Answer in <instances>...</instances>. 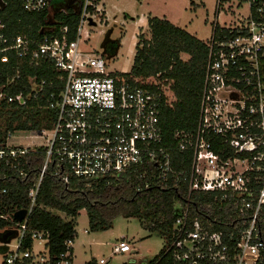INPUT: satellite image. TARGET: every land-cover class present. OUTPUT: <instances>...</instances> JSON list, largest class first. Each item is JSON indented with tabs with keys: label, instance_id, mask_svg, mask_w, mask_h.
Returning <instances> with one entry per match:
<instances>
[{
	"label": "built area",
	"instance_id": "1",
	"mask_svg": "<svg viewBox=\"0 0 264 264\" xmlns=\"http://www.w3.org/2000/svg\"><path fill=\"white\" fill-rule=\"evenodd\" d=\"M19 1L25 12L53 9V16L51 21L47 16L41 39H7L1 33L0 62L7 64L13 54L17 64L51 66L56 77L49 82L28 77L27 94L10 95L0 86V103L26 107L43 94L53 123L31 135L44 143L23 148L0 144V172L9 166L21 179L26 173L16 163L22 156L44 154L37 183L28 192L30 206L18 226L9 229L15 243L6 244L1 264H51L47 231H32L31 248H24L23 241L39 184L53 163L54 174L66 185L71 177L103 185L133 177L137 191L175 194L170 238H164L157 255L139 258L128 241L119 239L108 260L96 264H111L109 259L124 254L129 258L122 264H264L259 227L264 211V0H216L196 126L173 135L174 150L188 154L178 159V168L172 148L163 146L164 90L113 76L101 55L80 47L85 25L96 23L97 0ZM6 5L0 0V10ZM69 12L79 16L71 41L67 27L56 33L54 18ZM219 15L226 22L219 24ZM15 69L18 75L19 67ZM46 84L51 90L44 94ZM35 242L43 251H35ZM65 246L56 264H72L73 240Z\"/></svg>",
	"mask_w": 264,
	"mask_h": 264
},
{
	"label": "trees",
	"instance_id": "2",
	"mask_svg": "<svg viewBox=\"0 0 264 264\" xmlns=\"http://www.w3.org/2000/svg\"><path fill=\"white\" fill-rule=\"evenodd\" d=\"M6 1V7L0 10V23L5 26L0 30V34L3 33L7 39L16 35L41 39V28L49 25L48 11L28 13L21 8L19 0ZM54 18L59 23L55 27L56 33L60 35L59 28L67 27L68 40H74L79 16L69 12L67 15L55 14ZM148 24L151 32L150 43L144 42L140 48L136 47L131 71L120 75L131 84L153 91L162 88L157 83L148 85L143 84L141 80H134L158 76L157 79L163 82L172 81L171 91L175 101L170 104L167 98L163 97L160 124L163 146L172 148L173 164L178 168V159H185L188 154L174 150L173 135L175 132H191L196 126L207 57L206 43L164 19L153 17L148 20ZM180 53L189 55V60L181 61ZM15 67H19L18 75ZM33 76L37 81H54L56 71L47 65L34 68L24 63L17 64L13 54L9 55L7 64L0 62V86H4L3 91L7 94H27L30 91L28 77ZM11 80L13 82L8 83ZM50 90L46 84L44 94ZM44 106L43 94L30 100L26 107L1 102L0 118L3 119V127L0 126V144H4L7 132L49 129L53 123V114ZM43 161L42 152L23 155L16 163L18 168L26 173L23 179L14 174L11 167L3 165V172H0V216L3 217H0V231L9 232V229L18 226L19 222L14 220L13 215L19 210L29 208L28 192L37 183ZM2 190L5 192L2 193ZM174 196L171 190L152 188L137 191L133 177L122 178L116 185L97 184L84 178L71 177L66 185L54 174L53 163L39 184L35 203L26 222L23 246L31 248L32 231H47L49 241L46 246L50 263L56 264L59 255L66 250V241H74L76 218L81 210L86 211L90 232L111 229L117 217L136 218L141 220L149 231L157 232L169 240L174 220ZM53 211L65 214L69 220H62L52 213ZM259 227L264 242V211L259 218Z\"/></svg>",
	"mask_w": 264,
	"mask_h": 264
},
{
	"label": "rangeland",
	"instance_id": "3",
	"mask_svg": "<svg viewBox=\"0 0 264 264\" xmlns=\"http://www.w3.org/2000/svg\"><path fill=\"white\" fill-rule=\"evenodd\" d=\"M56 1V0H55ZM216 0H97L99 11L96 12V23L85 25L81 34L80 47L84 51L101 55L106 63V71L113 76L121 77L131 71L136 47L144 42L150 43L151 32L148 20L153 17L164 19L172 25L181 28L200 41L207 42L211 35L214 21ZM55 3V2H54ZM53 9L48 12L49 20ZM219 24L226 22L224 15H219ZM113 47L112 49H109ZM181 61L187 62L189 55L180 53ZM121 74V75H120ZM156 77L136 79L143 84L157 83L164 90L168 103L175 101L171 91L172 81L163 82ZM25 118V116L23 117ZM15 124V123H14ZM3 127V119L0 118ZM33 130H15L6 133L5 147L23 148L44 143L31 136ZM52 213L67 221L69 217L58 211ZM74 254L72 264H94L99 259H107L119 239L128 241L136 251L137 257L151 259L159 253L164 238L157 232L149 231L141 220L136 218L117 217L112 228L107 231L90 232L85 210L79 212L76 219ZM2 233L0 231V264L3 260ZM15 234L11 235L10 245L15 243ZM6 246V244H4ZM7 248V247H6ZM35 251H43V247L34 243ZM129 254L115 255L109 261L111 264H122Z\"/></svg>",
	"mask_w": 264,
	"mask_h": 264
},
{
	"label": "water",
	"instance_id": "4",
	"mask_svg": "<svg viewBox=\"0 0 264 264\" xmlns=\"http://www.w3.org/2000/svg\"><path fill=\"white\" fill-rule=\"evenodd\" d=\"M25 215H26V210L23 209L15 212L13 218L15 221L21 222L25 218ZM11 235L12 232L10 231L2 233V243H3L2 250L4 252L6 251V246L4 244H7L10 241Z\"/></svg>",
	"mask_w": 264,
	"mask_h": 264
},
{
	"label": "crops",
	"instance_id": "5",
	"mask_svg": "<svg viewBox=\"0 0 264 264\" xmlns=\"http://www.w3.org/2000/svg\"><path fill=\"white\" fill-rule=\"evenodd\" d=\"M77 219V218H76ZM73 254H74V247H72V263H73V257H75V256H73ZM139 258H142V257H139ZM97 263V262H96ZM95 263V264H96Z\"/></svg>",
	"mask_w": 264,
	"mask_h": 264
}]
</instances>
